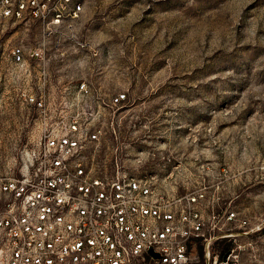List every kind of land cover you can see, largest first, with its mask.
<instances>
[{
	"label": "rangeland",
	"instance_id": "1",
	"mask_svg": "<svg viewBox=\"0 0 264 264\" xmlns=\"http://www.w3.org/2000/svg\"><path fill=\"white\" fill-rule=\"evenodd\" d=\"M80 37L88 48L67 45L52 79L126 91L118 142L130 169L160 168L179 189L206 183L217 212L248 219L218 222L233 235L214 240L210 259L229 244L242 264H264V0H85ZM42 38L36 24L0 18V173L24 169L38 135L8 54ZM194 254L207 263L200 243Z\"/></svg>",
	"mask_w": 264,
	"mask_h": 264
},
{
	"label": "built area",
	"instance_id": "2",
	"mask_svg": "<svg viewBox=\"0 0 264 264\" xmlns=\"http://www.w3.org/2000/svg\"><path fill=\"white\" fill-rule=\"evenodd\" d=\"M84 7L85 0H0V18L36 24L43 35L8 54L26 77L20 96L36 113L38 135L25 168L0 173V264H197L199 243L206 264H242L235 248L210 259V247L233 235L217 232L219 221L242 226L245 216L217 212L221 196L204 182L179 189L160 168L127 165L118 142L126 91L52 79L61 72L50 61L64 58L67 45L88 48Z\"/></svg>",
	"mask_w": 264,
	"mask_h": 264
},
{
	"label": "trees",
	"instance_id": "3",
	"mask_svg": "<svg viewBox=\"0 0 264 264\" xmlns=\"http://www.w3.org/2000/svg\"><path fill=\"white\" fill-rule=\"evenodd\" d=\"M224 240V239H222ZM231 248L229 244H223L222 247L219 249L218 254L220 257H223V255Z\"/></svg>",
	"mask_w": 264,
	"mask_h": 264
},
{
	"label": "water",
	"instance_id": "4",
	"mask_svg": "<svg viewBox=\"0 0 264 264\" xmlns=\"http://www.w3.org/2000/svg\"><path fill=\"white\" fill-rule=\"evenodd\" d=\"M149 251L152 253L153 256H155V257L159 256V254L157 252L153 251L152 248H150ZM224 257H225V255H224Z\"/></svg>",
	"mask_w": 264,
	"mask_h": 264
}]
</instances>
